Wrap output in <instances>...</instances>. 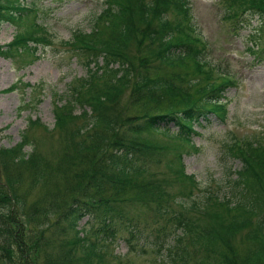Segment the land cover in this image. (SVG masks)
I'll list each match as a JSON object with an SVG mask.
<instances>
[{
	"label": "trees",
	"instance_id": "16d2710c",
	"mask_svg": "<svg viewBox=\"0 0 264 264\" xmlns=\"http://www.w3.org/2000/svg\"><path fill=\"white\" fill-rule=\"evenodd\" d=\"M27 1L0 0V23L17 27L14 39L0 45V56L31 65L39 57V44L47 38L40 34L44 27L37 6ZM190 11L188 0H105L92 29L77 30L66 42L87 68V74L70 86L69 95L54 102L56 129L64 137L62 161L78 168L77 182L73 178L70 196L64 198L65 191L59 188L41 208L50 215L48 227L61 236L56 253L54 248L38 249L45 235L42 230L40 243L28 249L25 264H93L95 258L101 262V241L119 236L130 251L152 246L159 255L167 254L170 264H189L191 258L194 264H264V143L258 138L237 140L229 147L242 161L232 174V197L208 193L200 203L173 207L183 198L180 195L193 199L197 186L183 164V151L197 133L195 126L208 120V114L224 118V92L233 85L227 72L214 77L212 68H206L207 43L195 33ZM249 12L264 16V0H228L224 10L234 24L244 21ZM189 63L207 79L198 95L190 93L187 80L175 72ZM162 68L173 74L162 73ZM15 89L13 85L6 91ZM125 97L132 100L128 110L136 107L132 117L122 111ZM77 106L83 108L80 113ZM171 124L177 128L174 133ZM153 134H162L173 145L148 136ZM26 139L23 135L18 154L11 148L0 149V169L2 164L12 187L14 159L24 162L30 157L23 150ZM169 150L173 156L166 166L171 179L151 174L148 166L160 163ZM33 163L45 170L40 160ZM175 183L177 197L169 191ZM4 187L0 182V248L8 254H0V264H13L1 259L11 254L13 243L19 255L26 252L18 242L19 224L24 222L9 212L16 191ZM134 202L153 205L154 221L160 224L148 231L125 209ZM85 217L91 226L79 228ZM237 235L249 245L243 256L235 244Z\"/></svg>",
	"mask_w": 264,
	"mask_h": 264
},
{
	"label": "rangeland",
	"instance_id": "374dc122",
	"mask_svg": "<svg viewBox=\"0 0 264 264\" xmlns=\"http://www.w3.org/2000/svg\"><path fill=\"white\" fill-rule=\"evenodd\" d=\"M188 1L195 33L207 43L204 57L209 65L206 68H212L214 77L219 72H227L233 85L224 92L227 109L224 118L220 119L215 113L208 114V120L196 124L197 133L183 151L184 167L188 174L194 175L197 186L193 199L177 193V183L170 186V192L176 197H183L173 203L175 209L181 208L182 202L187 205L194 201L200 203L208 193L221 198L232 197L235 176L232 174L241 168L242 161L230 153L229 147L237 140L258 138L264 143V16L249 12L245 14L244 21L234 24L224 13L228 0ZM32 2L40 12L39 22L44 27L40 34L47 38V41L39 44V57L29 65L26 60L0 56V149L11 148L18 154V144L26 135L23 150L30 154L24 162L14 159L13 168L10 169V173L15 175L14 187L7 182L2 164L0 169V182L6 186L4 189L11 192L14 188L17 194L16 198H12L9 212L16 215L18 221L24 222L19 224L22 230L18 242L26 252L19 255L17 244L13 243L11 254L1 259L13 264H18V261L20 264L21 260L24 264L29 262L28 249L38 246L42 230L45 235L38 249L46 251V248H54V253L58 249L61 236L57 230L54 233L48 227L50 215L41 208L47 207L48 199L59 188L65 191L64 198L70 196L77 182L75 172L78 168L62 161L64 137L56 129L54 102L59 97L68 96L70 86L87 74L84 60L66 42L77 30L89 32L96 16L105 6V0H28L26 3L32 6ZM16 33V26L9 22L0 23V45L11 42ZM152 63L156 65L157 61ZM160 71L173 74L167 68ZM175 72L184 76L189 92L196 95L200 86L207 82L204 75L194 71L191 63L176 68ZM13 85H16L15 90L6 91ZM127 98H123L122 111L125 117H132L130 113H134L136 107L128 110L132 100L126 101ZM76 110L80 113L83 108L77 106ZM35 119H38L36 123L29 126ZM170 128L171 133L177 130L172 124ZM148 136L158 142L167 140L162 134ZM166 143L173 145L170 140ZM172 151L175 152L174 149ZM172 151L169 150L160 163L150 164L149 172L171 179L172 172L166 162L173 156ZM33 159L43 162L45 170L38 169ZM73 178L76 182L72 183ZM62 200L59 194L58 204ZM126 206L130 214L148 226V231L156 226L155 223L160 224L154 221L153 205L146 207L143 203L134 202ZM54 219L52 216L51 221ZM90 226L88 217L80 221L79 228L87 229ZM2 241L3 237L0 238V245ZM101 242L103 259L99 262L95 258L93 264L171 263L167 254L159 255L152 246L130 251L122 236ZM235 244L240 256H243L248 250V243L237 235ZM2 253L8 254L0 248ZM189 264H194L193 258Z\"/></svg>",
	"mask_w": 264,
	"mask_h": 264
}]
</instances>
